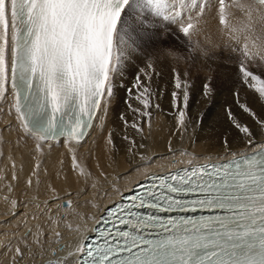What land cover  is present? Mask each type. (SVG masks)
<instances>
[{
	"label": "snow or ice",
	"instance_id": "1",
	"mask_svg": "<svg viewBox=\"0 0 264 264\" xmlns=\"http://www.w3.org/2000/svg\"><path fill=\"white\" fill-rule=\"evenodd\" d=\"M209 18L235 54L226 65L232 103L224 121L231 131L220 133L215 153H189L172 140L164 153L151 152L145 125L151 129L162 92L170 135L180 145L202 122L191 109L187 73L172 66L182 57L161 41L174 38L209 58L192 42ZM136 62L141 66L126 80ZM158 64L169 68L170 92L157 83ZM214 91L205 77L204 104ZM121 92L119 130L105 132ZM0 112L11 117L5 127L17 143L31 142L33 159L65 149L69 172L91 179L94 191L83 204L78 188L36 204L31 217L0 233V264H37L38 257L39 264H264V0H0ZM97 130L111 158L106 167L96 164L100 179H93L91 152L84 161L79 152ZM177 154L190 158L149 170ZM7 158L18 181L16 161ZM121 159L126 167L117 171ZM39 169L37 162L31 176ZM113 194L119 198L110 200ZM4 200L16 219L19 199ZM82 206L95 211H75ZM61 208L74 210L75 227L64 223Z\"/></svg>",
	"mask_w": 264,
	"mask_h": 264
},
{
	"label": "bare ground",
	"instance_id": "2",
	"mask_svg": "<svg viewBox=\"0 0 264 264\" xmlns=\"http://www.w3.org/2000/svg\"><path fill=\"white\" fill-rule=\"evenodd\" d=\"M214 43H216V40ZM211 50H213V48ZM147 51L151 52V50ZM185 61L186 60H179V62H173L172 66L187 73L186 79L191 88V107L193 105V100H202L201 92L205 77H211L213 79L215 91L211 100L207 104H204L203 101L199 102L198 107H201L203 111L206 110V112L198 110L203 113V115H201L202 122L198 123L194 129L189 130L182 145L176 141L174 136L170 135L173 128V120L172 114L169 111V97L166 93L162 92L161 98L158 101L161 108L154 111L151 121V129L145 125V135L147 136V143L149 144L151 152L164 153L167 141L172 140L174 147H182L189 153H215L219 150L220 133L226 130L231 131L227 123L224 121V108L232 103V96L230 94L225 96L226 93H230V74L226 65H229L231 60L227 57H221L218 55L215 56V58L200 57L196 63V69H193V67L190 66L191 63H186ZM140 66V62L134 63L132 67L128 69V74L125 79L131 80L133 73H135L136 69ZM157 67L162 74L156 77L158 85L161 89H167L170 92L172 78L169 68L166 66L161 67L159 64ZM195 82H197V86H195ZM220 85H222V87L225 85L227 89L225 88V90L218 95L216 91L219 89L218 87ZM226 90L227 92H225ZM121 95H123L122 92L119 93L114 100L112 109L106 118L105 132L108 129L119 130V115L124 111V105L119 99V96ZM221 96L224 97L219 99ZM4 107L6 109L7 105ZM192 110L194 111V109ZM10 120V116L0 112V151L4 153L3 156H0V233L8 232L15 228L17 221L20 220L24 214L31 217V215L37 211L35 207L36 204H43L45 201L51 202L53 197L57 194L64 196L66 190L71 191L78 188L81 191H84L86 194L81 198V204H83L84 200L93 199L94 191L90 188L92 180L90 179L86 182L83 177L77 178L74 173L69 172L70 157L67 155L65 149L59 146L53 147L51 150H46L43 155H37L36 158L33 159L34 153L31 142L29 141L25 144L23 141H20L17 143L15 131L5 127ZM117 142H119V137L117 138ZM89 152H91L93 158L88 159L87 163L91 166L90 170L93 173V179H100L99 169L96 168V164L99 163L102 167H106L110 162L111 153L107 151L104 135L99 130L94 132L93 139L89 140V142L80 149L79 154L82 161L89 156ZM8 156H12L16 161V171L19 175L18 181H14L11 178L12 168L11 161L7 158ZM189 158L190 156L188 155L181 156L177 154L174 157L169 156L168 159H157L155 164H153L149 170L163 171L165 168L172 166V160H187ZM37 162L40 163L39 175L38 177L31 176L33 167ZM201 162H203V160H201ZM176 166L178 167L179 165ZM124 167H126V165L123 163L122 159L119 165H113V168L117 171ZM30 176L33 179V185L28 187L26 182ZM135 178L137 177L133 176L129 179ZM8 184H11L14 189L10 194L6 187ZM120 184L124 187L128 184V181L122 180ZM52 188H55L57 192L54 193ZM6 195H8L10 199L18 198L20 201L21 207L17 210L19 215H17L16 219H12L9 216L10 203L4 200V196ZM118 198V196L113 194V196L110 197V200ZM110 200H106L104 203H109ZM56 203H59V201ZM56 203L52 204L53 211L56 209ZM73 211L74 210L71 208H61L60 214L68 215V219L64 223H70L75 227L78 223V218L75 215H72ZM75 211L84 213L94 212L95 209L82 206L75 209ZM30 223H36V221L30 220ZM61 230H64L63 224L61 225ZM65 234L68 235L67 232ZM39 259L40 258L38 257L37 264H39Z\"/></svg>",
	"mask_w": 264,
	"mask_h": 264
},
{
	"label": "rangeland",
	"instance_id": "3",
	"mask_svg": "<svg viewBox=\"0 0 264 264\" xmlns=\"http://www.w3.org/2000/svg\"><path fill=\"white\" fill-rule=\"evenodd\" d=\"M210 26H213V27H210ZM203 34H204V36H203ZM198 35H201L202 37H199V36L194 37L193 36L192 37V42H198L200 48H203V49L208 50L209 57H214L215 58V56L218 55V56H221V57L230 58V57H232V56L235 55L234 53L229 52V50L224 47L223 41L220 38L221 34H220V31H219V27H217V25H214V23H212L211 25L207 26L205 28V31L199 32ZM215 40H216V43H214ZM217 41H219V42H217ZM161 43L167 45L169 48H171L172 50H174L177 53V55H179L180 57H182L181 60H186L185 61L186 63H191L190 66L193 67V69H196V67H197V64L196 63L198 62L199 58L200 57H204L203 54L200 53L199 51H196V52L191 51V48L188 47V45H185V46L182 47L181 44L178 43V41L176 39L173 40L171 38H168L166 40L161 41ZM213 45H215V46H213ZM212 48H213V50H211ZM147 50L150 51V50H152V48L149 47ZM226 51H228V52H226ZM195 84H196L195 86L198 85L197 82H195ZM231 87H232V85H230V87H229V92L230 93H226L225 96H228L229 94L231 95ZM218 88L219 89L216 91V93H218V95H219V94H221L225 90L226 86L223 85V87H222V85H220ZM225 92H227V90ZM222 97H224V96H221L219 99H221ZM201 101L193 100V105H192L191 109H194V111L192 110V112H194V113H195V111L200 112L198 110H202L203 111V109L201 107L200 108L198 107L199 106L198 104ZM203 112H206V110H204ZM200 114L203 115L202 112H200Z\"/></svg>",
	"mask_w": 264,
	"mask_h": 264
}]
</instances>
